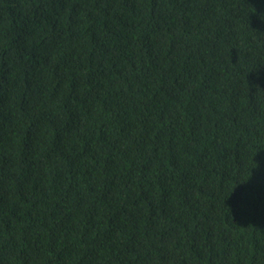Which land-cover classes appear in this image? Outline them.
<instances>
[{
	"label": "trees",
	"instance_id": "obj_1",
	"mask_svg": "<svg viewBox=\"0 0 264 264\" xmlns=\"http://www.w3.org/2000/svg\"><path fill=\"white\" fill-rule=\"evenodd\" d=\"M0 264H264V0H0Z\"/></svg>",
	"mask_w": 264,
	"mask_h": 264
}]
</instances>
